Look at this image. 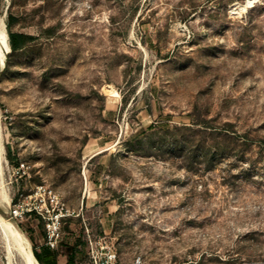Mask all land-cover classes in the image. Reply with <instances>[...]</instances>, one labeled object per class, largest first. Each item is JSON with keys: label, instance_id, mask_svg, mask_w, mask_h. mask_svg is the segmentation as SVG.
Here are the masks:
<instances>
[{"label": "rangeland", "instance_id": "374dc122", "mask_svg": "<svg viewBox=\"0 0 264 264\" xmlns=\"http://www.w3.org/2000/svg\"><path fill=\"white\" fill-rule=\"evenodd\" d=\"M10 13L33 39L0 67V213L32 250L45 222L14 218L19 200L64 213L58 264H91L88 234L124 264H264V0H0Z\"/></svg>", "mask_w": 264, "mask_h": 264}, {"label": "bare ground", "instance_id": "6f19581e", "mask_svg": "<svg viewBox=\"0 0 264 264\" xmlns=\"http://www.w3.org/2000/svg\"><path fill=\"white\" fill-rule=\"evenodd\" d=\"M253 0H248L251 3ZM242 7L236 3L233 5V11H239ZM234 13V12H233ZM3 17V16H2ZM5 20H0V67L5 66L7 54L12 51L9 32ZM109 92V91H108ZM109 96L120 99L121 94L113 89ZM5 147L3 144L2 131L0 126V180L4 178L3 161ZM5 192V191H4ZM10 196L7 193L0 192V201L6 204L11 203ZM12 205V204H11ZM11 207V206H10ZM0 264H40L36 258L28 239L20 231L19 227L4 214L0 213Z\"/></svg>", "mask_w": 264, "mask_h": 264}, {"label": "built area", "instance_id": "2783aa9c", "mask_svg": "<svg viewBox=\"0 0 264 264\" xmlns=\"http://www.w3.org/2000/svg\"><path fill=\"white\" fill-rule=\"evenodd\" d=\"M40 189L39 187L37 192H40ZM30 196L32 197V195ZM43 201L46 202L45 198H43ZM14 204L12 208V215L14 218H23L26 215L35 213L39 215V218L43 219L46 227V237L45 243L42 244V246H46L50 249L56 248L62 238L61 224L63 217H65L64 213L62 211L52 212L47 206L46 208H42L41 205L32 200H19ZM88 255L91 264H124L119 260L115 244L111 240H108L106 236L93 238L88 234ZM130 264L156 263L148 262L142 255H137Z\"/></svg>", "mask_w": 264, "mask_h": 264}, {"label": "trees", "instance_id": "16d2710c", "mask_svg": "<svg viewBox=\"0 0 264 264\" xmlns=\"http://www.w3.org/2000/svg\"><path fill=\"white\" fill-rule=\"evenodd\" d=\"M9 20L7 22L8 25V32H9V40H10V45H11V49L12 51H18L20 49H23L24 47H26L33 39V35L29 34V33H25V32H20V31H15L11 28L13 21H14V16L13 14H9ZM227 138H229V135H227ZM251 142V140H249L248 137L246 138H241L238 141V146H237V152L236 153H241L239 155H242L244 153V151L247 149L249 143ZM12 159V158H10ZM15 202V200H13ZM33 252L36 256V258L38 259V261L40 262V264H58L57 261H55V259L53 258V254L50 251L51 249L46 247L44 250L38 251L37 247L33 244Z\"/></svg>", "mask_w": 264, "mask_h": 264}]
</instances>
